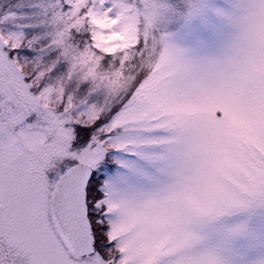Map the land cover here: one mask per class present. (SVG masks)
I'll list each match as a JSON object with an SVG mask.
<instances>
[{"label":"snow or ice","instance_id":"obj_1","mask_svg":"<svg viewBox=\"0 0 264 264\" xmlns=\"http://www.w3.org/2000/svg\"><path fill=\"white\" fill-rule=\"evenodd\" d=\"M0 264H264V0H0Z\"/></svg>","mask_w":264,"mask_h":264}]
</instances>
